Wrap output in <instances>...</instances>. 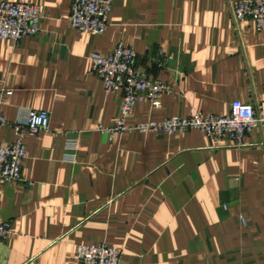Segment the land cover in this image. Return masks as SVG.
Instances as JSON below:
<instances>
[{
    "label": "crops",
    "instance_id": "crops-1",
    "mask_svg": "<svg viewBox=\"0 0 264 264\" xmlns=\"http://www.w3.org/2000/svg\"><path fill=\"white\" fill-rule=\"evenodd\" d=\"M28 1L41 30L0 39V85L13 91L0 109L11 122L47 111L51 124L27 139L23 180L0 186V220L12 223L0 264H77L79 245L101 242L120 264H264V133L233 145L135 128L224 116L237 100L264 110V30L236 26L231 0H113L103 34L72 26V0ZM119 43L171 92L156 109L139 102L111 139L100 127L115 123L122 93L105 90L91 55ZM15 139L12 126L0 132V144Z\"/></svg>",
    "mask_w": 264,
    "mask_h": 264
},
{
    "label": "built area",
    "instance_id": "built-area-1",
    "mask_svg": "<svg viewBox=\"0 0 264 264\" xmlns=\"http://www.w3.org/2000/svg\"><path fill=\"white\" fill-rule=\"evenodd\" d=\"M113 0H72L70 21L81 32L103 34L109 25ZM231 15L236 26L252 21L258 30H264V0H231ZM41 8L28 0L0 2V39L18 43L24 37L41 30ZM137 52L122 43L106 54L91 55L92 72L103 81L107 92L120 91L122 100L119 114L112 126L100 130L111 139L129 129L128 119L139 102L146 101L154 109L162 106L163 96L171 92L165 82L137 68ZM0 107L13 95L11 89L0 85ZM51 118L47 111L30 109L25 117L8 121L0 109V132L6 126L16 131V139L0 144V186L2 183L22 181V173L28 160L26 141L30 136L50 130ZM141 132H165L176 135L199 129L216 141L228 137L233 145L243 143L244 137L259 129L264 133V110L251 103L234 101L227 115L193 112L187 117H169L162 122L144 121L135 127ZM26 186L31 185L25 182ZM12 233L11 221L0 220V237ZM121 251L101 242L95 245H79L77 264H120Z\"/></svg>",
    "mask_w": 264,
    "mask_h": 264
}]
</instances>
